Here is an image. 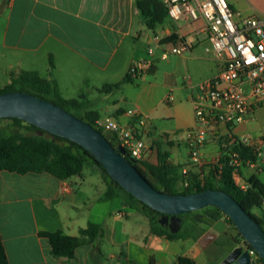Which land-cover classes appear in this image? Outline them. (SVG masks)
Segmentation results:
<instances>
[{
	"label": "crops",
	"instance_id": "1",
	"mask_svg": "<svg viewBox=\"0 0 264 264\" xmlns=\"http://www.w3.org/2000/svg\"><path fill=\"white\" fill-rule=\"evenodd\" d=\"M160 1L164 4V0ZM227 1L245 17L264 19V0ZM137 2L0 0V89L11 83L10 74L16 67L26 65L29 67L23 71L56 80L65 99L84 98L86 108L82 113L95 112L99 120L111 118L120 124L137 125V120L129 115L137 112L145 120L140 129L146 131L144 140L150 150L146 163L157 166L159 155L166 154L169 164L178 167L180 186L184 183V174L185 178L195 175L204 181L213 171L211 166H219L223 158L221 139L226 133L231 131L239 139H264V126L257 115L253 121L221 126L201 149L200 163H195L190 152V133L195 125L192 98L199 83L186 82L183 89L173 79L167 80L165 88H169L170 94L160 93L156 98V84L147 80L148 72L138 77L131 74L133 81L115 88L149 56L150 49L154 50V57L158 52L172 55L170 49L181 36L194 43L190 53L205 42L212 44L205 33L195 37L204 24L202 20L174 22L167 17L155 29L149 28ZM155 36L159 37V43ZM40 65L46 71L43 76L39 73ZM65 92L75 94L65 95ZM169 96L172 101H168ZM96 101L106 103L104 118L92 107ZM128 103L135 109L127 108ZM165 105H172L171 109L159 117L172 124L168 132L159 129L155 122L158 114L154 112ZM183 106L189 113H183ZM258 165L264 166L262 162ZM91 168L93 180L90 181L85 169L81 176L67 181L49 174L0 172V233L10 264H179V257L191 258L198 264L195 256L204 249L199 243L153 233L148 218L129 208L123 198L103 200L107 186L100 172ZM240 173L238 185L247 184L253 175L264 182V173L257 169L244 167ZM28 175L35 177L31 180ZM29 185L40 187L42 193L10 195ZM110 202L117 203V207L108 211L100 208ZM131 216L138 217L139 222H130ZM142 218L145 223L141 225ZM90 224L101 226L102 234L94 243L79 247L72 259L53 256L50 243L40 236L43 231H62L79 237L80 231Z\"/></svg>",
	"mask_w": 264,
	"mask_h": 264
},
{
	"label": "trees",
	"instance_id": "2",
	"mask_svg": "<svg viewBox=\"0 0 264 264\" xmlns=\"http://www.w3.org/2000/svg\"><path fill=\"white\" fill-rule=\"evenodd\" d=\"M138 9L146 19L147 26L151 29L161 24L167 17L165 5L160 0H138ZM54 69V63L50 61V73ZM154 66L149 73L155 74ZM131 72L114 87L119 88L123 83L133 81ZM6 92H25L42 100L56 104L74 116L84 120L99 130L116 147V136L105 132L97 126L99 116L95 112H85L86 103L84 98L65 99L59 90L58 83L53 78H43L36 72L19 71L11 73V83L0 89V94ZM11 122L5 128H0V172L7 171L19 175L49 174L61 181H67L72 177L81 176L86 167L97 169L106 186L103 196L105 201H113L123 198L129 208L138 211L148 218L151 231L160 236H167L169 239H199L205 234L199 229L197 222L201 221L198 212L186 213L180 216L183 221L179 232H171L169 226L161 223L162 214L143 202L139 201L126 192L115 182L103 168V166L80 145L56 135L44 132L38 135L36 126L28 124L17 118L0 119V121ZM241 153L244 159L255 158L249 148L243 145H236L233 148ZM223 158L219 166H215L204 181L193 175L191 179L184 177V183L180 186L181 180L178 174V167L168 162L166 154L159 155L157 166L146 162H135L134 166L141 172L144 178L149 181L155 189L171 195H190L205 190H221L231 195L264 229V182L253 175L247 180V189H242L234 179L235 168L230 163L229 152L222 149ZM128 158V157H127ZM206 217L212 219V226L222 220L223 212L214 207L205 209ZM260 213V214H257ZM225 223L228 227H235L227 217ZM102 234V227L90 224L87 229L80 231L79 237H72L62 231L40 232V236L48 240L52 247V255L55 257L74 258L76 250L87 244L94 243ZM262 263L264 260L260 257ZM0 264H10L3 239L0 233ZM179 264H196L188 257H179Z\"/></svg>",
	"mask_w": 264,
	"mask_h": 264
},
{
	"label": "built area",
	"instance_id": "3",
	"mask_svg": "<svg viewBox=\"0 0 264 264\" xmlns=\"http://www.w3.org/2000/svg\"><path fill=\"white\" fill-rule=\"evenodd\" d=\"M168 17L174 22H204L196 33L209 36L218 61V73L200 82L192 98L195 125L190 133L191 157L195 163L201 161V149L211 134L219 132L221 126H235L253 121L259 109L264 108V19L259 16L245 17L234 11L227 0H164ZM159 43V37L155 36ZM194 43L181 36L170 49V53L183 56L191 52ZM132 69L133 76L147 74L154 66V50ZM164 53L161 59L168 58ZM172 96L168 101H172ZM137 125L120 124L111 118L97 121V126L116 136V147L121 146L126 156L135 162H146L149 147L144 140L146 131L144 118L137 112H130ZM139 124V125H138ZM243 145L255 157L244 159L233 148ZM221 147L228 151L230 163L235 168L236 182L244 167L264 173V139L237 138L231 131L221 139ZM224 155V153H222ZM186 173V172H185ZM247 189V184L238 185ZM252 264H263L260 256L248 249Z\"/></svg>",
	"mask_w": 264,
	"mask_h": 264
},
{
	"label": "water",
	"instance_id": "4",
	"mask_svg": "<svg viewBox=\"0 0 264 264\" xmlns=\"http://www.w3.org/2000/svg\"><path fill=\"white\" fill-rule=\"evenodd\" d=\"M17 118L38 129V135L47 132L68 139L87 150L106 170L108 175L126 192L162 214L161 223L171 232L181 230L180 216L208 207L221 210L234 224L247 245H239L220 264H252L249 248L264 260V229L228 193L205 190L190 195H171L158 191L127 158L121 146L109 140L88 122L67 112L62 107L25 92L0 94V119ZM223 220L216 222L213 231L205 233L198 241L206 249L219 234L227 229Z\"/></svg>",
	"mask_w": 264,
	"mask_h": 264
},
{
	"label": "rangeland",
	"instance_id": "5",
	"mask_svg": "<svg viewBox=\"0 0 264 264\" xmlns=\"http://www.w3.org/2000/svg\"><path fill=\"white\" fill-rule=\"evenodd\" d=\"M161 52H158L155 54V66L157 67L156 75L153 76V74H150L147 76V80L149 82H154L156 85L154 87V91H156V98H158L160 93L162 96L169 95V88H165V84L167 80L173 79L177 86L180 88L183 87L185 89L186 82L187 83H200L208 78H212L216 73H218V62H217V56L214 50V46L209 43L205 42L202 44L195 52L192 53H186L185 56L183 55H168V58L163 60L161 59ZM29 66L24 65L23 67L19 68L16 67V70H14L15 73L23 70H27ZM19 69V70H18ZM40 69V70H39ZM39 73L43 76L46 74L45 68H42L41 65L39 66ZM13 72V73H14ZM11 77V74H10ZM145 86V85H144ZM143 86V87H144ZM171 87V86H170ZM174 87V86H173ZM73 90L74 88L71 87ZM73 95L75 94L72 92H65V95ZM172 95H175L173 93ZM106 106L105 102L96 101L92 103V107L94 109H97L100 113V115L104 118L105 112L104 108ZM172 106V105H171ZM171 106L165 105L164 107H159L157 111H155L156 115L158 116V120H155L157 122V126L162 131H171V123H169V120H163L159 116V114H163L166 112H169L171 109ZM126 107L129 109H135L134 105L131 103L126 104ZM169 110V111H168ZM194 110V107H193ZM183 113H189L188 109L186 107H182ZM194 114V111H193ZM165 115V114H163ZM259 121L262 123V126H264V108H261L256 113ZM195 120V116H194ZM11 122L9 121H0V128H5L8 125H10ZM195 124V123H194ZM259 136L262 134H258ZM261 137V136H260ZM213 165V164H212ZM215 166V165H214ZM211 169L214 170V167L211 166ZM91 171L93 169L91 167H87L84 171L87 178L93 180V178L90 176ZM248 175V172H245V175ZM35 176L28 175V179L33 180ZM102 177V176H101ZM103 179V178H102ZM17 192H11V196H19V195H37L39 193H42V189L40 187H33L32 185L21 187L20 189H17ZM117 207V203H104L100 205V208L103 211H108L109 209H115ZM124 209V208H123ZM197 214L201 215V221L197 222L199 225V229L203 230V232H211L212 224L214 221L208 217H206L205 209L197 211ZM257 214H260L257 212ZM222 220L225 222V219L227 216L223 213ZM136 218L131 216L130 222L137 223L139 222ZM137 220V222H136ZM141 225L145 223V220L142 218L140 219ZM197 242V241H195ZM198 243V242H197ZM245 244L244 238L241 236V234L238 232L236 227H227L226 231L222 234H219V237L215 243L213 242L211 246L207 247L206 249H203L201 253H198L195 257L198 262V264H220L221 260L223 261L227 253L230 251L229 249L236 248L239 245ZM190 245H187V248H189ZM229 250V251H228ZM191 255L192 252L190 253Z\"/></svg>",
	"mask_w": 264,
	"mask_h": 264
},
{
	"label": "flooded vegetation",
	"instance_id": "6",
	"mask_svg": "<svg viewBox=\"0 0 264 264\" xmlns=\"http://www.w3.org/2000/svg\"><path fill=\"white\" fill-rule=\"evenodd\" d=\"M243 245L245 246V245H247V244L245 243V244H243ZM233 249H234V248H233ZM233 249H232V250H233ZM232 250H231V251H232ZM229 253H230V251H229ZM229 253H228V254H229ZM228 254H227V255H228ZM227 255H226V256H227ZM226 256H225V257H226ZM224 259H225V258H224Z\"/></svg>",
	"mask_w": 264,
	"mask_h": 264
}]
</instances>
